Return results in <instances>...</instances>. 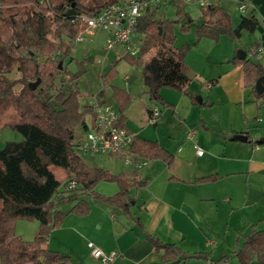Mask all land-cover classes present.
Masks as SVG:
<instances>
[{"label": "trees", "instance_id": "16d2710c", "mask_svg": "<svg viewBox=\"0 0 264 264\" xmlns=\"http://www.w3.org/2000/svg\"><path fill=\"white\" fill-rule=\"evenodd\" d=\"M116 1L0 0V130L8 127L22 135L21 140H8L0 147V264H69V253L43 248L41 244L67 214L86 215L90 211L87 197L126 212L138 232L160 254L158 264L191 259L213 264L226 259L225 255L212 259L209 251L183 250L175 242L163 241L147 232L131 208L136 203L133 192L144 187L149 177L143 176L135 166L129 171L111 172L98 164L89 165L75 150L73 139L75 128L78 125L87 128L94 118V106L82 103L81 97L94 96L97 103H102L109 86L118 110L117 122L125 126L124 110L132 95L111 84L120 59L140 68L142 84L151 100L165 104L159 91L168 87L187 93L197 104L187 91L190 78L184 72V56L202 37L216 39L226 35L234 39L233 18L219 2L200 5L195 41L174 47V26L180 23V30L186 31L192 22L189 13L178 8L175 17H167L164 14L167 6L146 10L133 27V33L140 35L138 51L116 55L100 72L98 90L84 93L75 80L87 71L94 56L74 58L71 55V43L80 31L73 19L78 14H93ZM240 23L249 32L258 24L254 16H242ZM153 48L157 49L156 55L145 60V54ZM256 48L254 41L245 50L250 56L233 55L226 61L241 68L242 86L251 89L254 94L251 101L259 106L264 104V91L257 93L254 85L259 79L264 86V65L256 59ZM72 61L74 69L66 65ZM62 76L67 79V88L56 82ZM37 79V87L31 89L30 83ZM209 81L215 84L217 79ZM146 108L151 115L152 109ZM247 141L257 143L250 136ZM128 149L134 164L140 158L160 159L166 164L173 159L157 140L136 135ZM216 177L209 175L197 180ZM69 180H75L76 185L64 188ZM100 181L114 182L118 189L112 194L101 193L95 189ZM65 204L67 208L62 207ZM20 219L38 222L37 233L31 239L15 233ZM233 253L239 264H249L253 259L264 264V228L253 227L243 235Z\"/></svg>", "mask_w": 264, "mask_h": 264}, {"label": "crops", "instance_id": "0c3cea01", "mask_svg": "<svg viewBox=\"0 0 264 264\" xmlns=\"http://www.w3.org/2000/svg\"><path fill=\"white\" fill-rule=\"evenodd\" d=\"M215 1L229 10L238 39L248 33L240 23L241 17L254 16L257 19L258 24L253 32H250L251 39L246 41V45L248 49L255 41L256 59L264 65V0H246L243 9L238 8V0ZM198 2L199 0H191L189 3ZM220 37L215 39L216 44ZM203 39L207 38H202L193 45L184 57V72L190 78L187 91L197 104L192 102L187 93L168 87H162L159 91L165 104L151 100L144 85L139 88L141 94L137 95L139 91L137 94L133 91L131 76L135 72L141 77L140 68L130 70L131 72L122 76L117 71L111 80L112 86L121 87L132 95L124 110L125 127L133 135L157 140L173 155L168 164L160 159L140 158L136 164H128L129 167L116 172L129 171L135 166L143 176L149 177L144 187L133 192L136 203L131 208V213L140 218L147 232L158 235L163 241L175 242L183 250L209 251L212 259L226 256V259L213 264H239L233 249L240 243L243 235L264 223V143L253 144L247 141L249 136L250 140L257 141L260 135H264V129L260 125V131L251 134L249 129H245L248 123L244 124V121L248 122V117L244 113L240 120L236 115L230 117L221 113L220 108L217 111V101L213 97L215 90L220 87L226 97L227 106L243 108L252 103L260 108L259 113L253 117L254 120L261 121L262 111L261 105L251 101L254 99V96L249 97L251 89L242 86L241 68L226 61L235 55L233 46L228 44L230 48L227 52L215 57L220 63H226L225 75H220L215 84L202 75L205 67L211 66L208 55L200 54L197 50ZM173 46L176 47L174 43ZM73 47L71 54L76 49V46ZM85 47L90 49L89 46ZM148 52L150 54L148 58L144 56L145 60L156 55L157 49L153 48ZM116 55L119 53L108 54L105 59L109 62ZM246 56L250 54L246 53ZM95 62L94 56L92 65H95ZM102 63L92 66L81 75L82 80L81 77L75 80L82 92L95 93L98 90L99 74L108 67ZM204 82H209V87L204 88ZM199 89L209 90L206 100L199 93ZM245 94L248 95L247 99ZM196 96H200V102L196 100ZM88 99V103L96 100L94 96ZM245 100L247 104H243ZM104 101L116 105L111 86L106 87L104 91ZM202 102L207 104H201ZM146 106L152 110L156 109L158 114L151 118L152 114H149ZM190 132H194L192 138L188 137ZM237 133H245L247 139H235L233 136ZM195 145L202 149L200 155L196 153ZM104 168L114 172L110 166ZM209 175L217 177L213 180H197ZM112 183L114 182H105L99 189L95 186V189L104 194H112L118 189L117 185ZM98 201H89L91 207L86 215L67 214L61 225L50 231L41 246L69 253V264H100L90 254L88 241H92L104 251L117 252L116 262L158 264L160 254L138 232L129 215L116 207L110 209ZM37 230L38 227L31 236H34ZM19 235L29 236L21 233ZM193 261L191 259L176 264H207L203 261ZM249 264L259 263L253 259Z\"/></svg>", "mask_w": 264, "mask_h": 264}, {"label": "built area", "instance_id": "2783aa9c", "mask_svg": "<svg viewBox=\"0 0 264 264\" xmlns=\"http://www.w3.org/2000/svg\"><path fill=\"white\" fill-rule=\"evenodd\" d=\"M191 0H118L113 4L96 10L93 14H78L73 21L78 23L80 31L71 43L75 46L78 41L91 40L97 35L104 38L103 48L111 50L121 46L125 52L135 54L140 46L133 41L132 36L134 24L137 18L148 9H161L164 6L182 2L184 5ZM214 0H199V6L212 3ZM246 5L241 3L238 8L243 9ZM209 82H204V88L209 87ZM94 106V118L82 133L75 135L73 146L79 154L95 157L97 155H116L122 158L124 164H131L133 160L129 154V145L133 134L125 126L117 122L118 111L113 104L106 101L97 103L96 100L89 102ZM158 111L152 110L151 118L156 116ZM194 132L188 134L192 138ZM197 154L202 149L195 145ZM134 164V163H133ZM136 164V163H135ZM76 185L75 180L67 181L63 187L72 188ZM90 254L100 264H114L117 259V252L104 251L92 241L87 242Z\"/></svg>", "mask_w": 264, "mask_h": 264}, {"label": "rangeland", "instance_id": "374dc122", "mask_svg": "<svg viewBox=\"0 0 264 264\" xmlns=\"http://www.w3.org/2000/svg\"><path fill=\"white\" fill-rule=\"evenodd\" d=\"M184 4L182 2H174V4H170L168 5L165 9H164V14L167 17H175V11L178 8H181L183 11H187L190 15V17L192 18V22L190 23L189 28L186 31H181L180 30V23L176 24L174 26V33H175V38H174V45L176 47L182 45L184 42H189L192 43L195 41L196 36H195V26L196 24L199 22V5L198 3H192V4H186L185 6H183ZM183 6V7H181ZM251 34L249 31L248 33H246L244 35V37H242L241 39L238 38H234L231 39L230 37L226 36V35H220V39L219 42L216 44V40L213 38H209V37H202V38H207V39H203V41L200 43L199 47H198V52L200 54H205L208 55V62L210 61L211 66L208 68L207 66L205 67V69L203 70L202 75L204 77H208L207 79L210 78H216L218 79L219 76L221 75H225V64L226 63H220L221 61L216 59L215 57H219V54L224 55V52H227V50L230 48H228V44L229 46H233V53L236 54V48L238 49H247V45H246V41H248L249 39H251ZM201 38V39H202ZM133 41H137V44L140 43V35L138 34H134L132 36ZM200 39V40H201ZM217 39V38H216ZM199 40V41H200ZM199 41H197L196 43L192 44L190 46V48L197 44ZM216 44V45H215ZM104 45V38L102 35H97L95 36L93 39L91 40H86V41H78L76 42L75 46L76 49L74 50V52L71 54L74 58H83L86 57L88 55H94L95 56V65H99L100 63H102V60L105 59V56H107L108 54H116V52L120 54L124 53L125 51L123 50V48L121 46H118L117 48H113L111 50H106L105 48H103ZM215 45V46H214ZM85 46H89L90 49H85ZM73 47V46H71ZM74 48V47H73ZM189 48V50H190ZM188 50V51H189ZM82 51V52H80ZM89 51V52H88ZM216 53V54H215ZM150 54V52H148L145 57L148 58L147 56ZM186 55V54H185ZM226 55V54H225ZM115 57V56H114ZM185 57V56H184ZM114 59V58H113ZM108 65L109 62H107V60L105 59V62L102 63V65ZM215 64V67H214ZM221 64V65H220ZM224 64V65H223ZM67 67L74 69L75 68V63L74 61L69 62L66 64ZM90 64L87 67V70H90L92 68V66H95ZM130 70H139V67L131 64L129 62H127L125 59H120L117 64H116V71H119L120 76H122L124 73L126 72H131ZM10 75H15V74H10ZM88 75V74H86ZM212 76V77H211ZM81 77V76H80ZM86 76H84L85 79ZM131 80L133 81V86L132 89H134L133 91L138 92L137 95L141 94L139 88L141 86H143V84L141 83V77L140 75L138 76L135 72L132 74L131 76ZM82 80V77L81 79ZM206 80V79H205ZM57 84L60 85L62 84L64 88H67V79L62 76L60 78H58L56 80ZM79 83H81V81H79ZM81 85V84H80ZM239 86V83H238ZM84 93L87 91H83ZM199 93L202 94V96L204 97V100L207 99L208 94H209V90H201L199 89ZM196 95V94H195ZM254 94L251 91L249 93V97H253ZM216 99V103H217V107L216 110L218 111V109L221 111V113H225L228 114L230 117L231 116H235L236 118L241 120V115H246L248 118V122L244 121V124L248 123V127H246L245 129H249L250 133L253 134L256 131H260V125L262 127V129H264V104H261V121H257L254 120L253 117L255 115H257V112L259 113L260 108H257L256 105L252 104L251 105H245V107L240 108L239 106L235 107V105H229L227 106V102H226V97L223 93V91H221L220 87H218L215 90L214 96ZM248 95L245 94V99H247ZM81 102L82 103H88V96H83L81 97ZM243 104H247L246 100L243 102ZM219 106V107H218ZM87 122L89 121V115L86 116ZM168 119H166V121H168ZM83 127H80L79 125L75 128V135H78L80 133H82L83 131ZM264 136V135H260L259 137ZM22 139V135L11 129V128H3L0 130V147L3 146L5 141L8 140H21ZM80 156L88 163V164H98L100 166H110L111 170H113L114 172H116L119 169H126V167H129V165L124 164L122 161V158L116 155H97L95 157H91V156H87L84 154H80ZM111 183V182H107V181H101L100 183H98L96 185V189H99L103 184V183ZM115 184V183H112ZM62 187V186H61ZM87 199L91 202L94 200L97 201L96 199H92L87 197ZM99 202V201H98ZM107 205V204H106ZM68 206V204L63 205L62 207L66 208ZM110 209H113L111 205H107ZM108 208V209H109ZM109 209V210H110ZM130 217V216H129ZM131 218V217H130ZM127 222V219H126ZM17 225H15V233L16 234H22V235H29V236H24V237H29L30 239L33 237L31 235H33V233H35L34 229H36V227H38V222L36 220H18ZM35 227V228H34ZM259 228H264V223H262ZM34 231V232H33ZM24 233V234H23ZM23 237V238H24ZM193 262H197L199 260L193 259Z\"/></svg>", "mask_w": 264, "mask_h": 264}, {"label": "water", "instance_id": "95a60500", "mask_svg": "<svg viewBox=\"0 0 264 264\" xmlns=\"http://www.w3.org/2000/svg\"><path fill=\"white\" fill-rule=\"evenodd\" d=\"M238 58H244L246 56V51L243 50V49H238L236 51V54H235ZM59 65L61 66V62L59 63ZM39 83V80H35L33 82L30 83V88L31 89H34L37 87ZM254 90L257 92V93H261L264 91V86L261 84L260 80L258 79L254 85ZM196 100L198 102L201 101V98L200 96H196L195 97ZM235 139L237 140H240V141H245L247 139V135L245 133H237V134H234L233 136ZM257 142H260V143H264V136H261L259 138H257Z\"/></svg>", "mask_w": 264, "mask_h": 264}]
</instances>
